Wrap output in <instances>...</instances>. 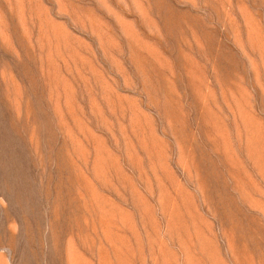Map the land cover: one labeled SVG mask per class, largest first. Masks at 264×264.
<instances>
[{"label":"rangeland","instance_id":"obj_1","mask_svg":"<svg viewBox=\"0 0 264 264\" xmlns=\"http://www.w3.org/2000/svg\"><path fill=\"white\" fill-rule=\"evenodd\" d=\"M0 264H264V0H0Z\"/></svg>","mask_w":264,"mask_h":264}]
</instances>
